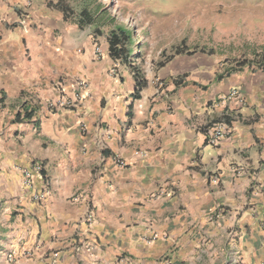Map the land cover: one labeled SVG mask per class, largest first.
<instances>
[{"label":"crops","instance_id":"obj_1","mask_svg":"<svg viewBox=\"0 0 264 264\" xmlns=\"http://www.w3.org/2000/svg\"><path fill=\"white\" fill-rule=\"evenodd\" d=\"M77 4L0 0V208L19 213L16 264L56 250V264H264V69L180 52L156 72L167 87L144 74L133 96L132 37L114 58L121 24ZM215 125L227 131L210 144ZM33 160L39 201L22 183Z\"/></svg>","mask_w":264,"mask_h":264},{"label":"rangeland","instance_id":"obj_2","mask_svg":"<svg viewBox=\"0 0 264 264\" xmlns=\"http://www.w3.org/2000/svg\"><path fill=\"white\" fill-rule=\"evenodd\" d=\"M74 5L100 10L97 23L107 30L121 24L130 32V61L141 76H153L156 87L169 78L159 67L178 52H205L222 66L258 69L264 55V0H72ZM103 27V28H104ZM214 55V57H213ZM226 64V65H225ZM243 64V65H240ZM242 66V67H240ZM19 213L0 208V264H16L7 241ZM16 246L19 242L15 241ZM60 251V250H59ZM45 257V256H44ZM6 262V263H5Z\"/></svg>","mask_w":264,"mask_h":264},{"label":"built area","instance_id":"obj_3","mask_svg":"<svg viewBox=\"0 0 264 264\" xmlns=\"http://www.w3.org/2000/svg\"><path fill=\"white\" fill-rule=\"evenodd\" d=\"M78 84L80 86H84L85 83L82 80H79ZM62 104L69 105L70 102L67 99H62L60 101ZM226 128L223 126H212L207 130V139L210 144H217L226 133ZM119 165L124 166V162H119ZM44 171V164L39 160H33L29 166L25 167L22 171V183L23 186L26 188L27 191L31 192V197L33 200H41L43 198L44 192L43 190H36L34 186V176L37 175L43 181L45 185V176L43 174ZM60 258V251H53L47 257L41 258L42 264H56L57 260ZM127 263H131V260H125ZM238 264H240L238 262Z\"/></svg>","mask_w":264,"mask_h":264},{"label":"trees","instance_id":"obj_4","mask_svg":"<svg viewBox=\"0 0 264 264\" xmlns=\"http://www.w3.org/2000/svg\"><path fill=\"white\" fill-rule=\"evenodd\" d=\"M118 35H112L110 39V54L114 58H120L126 61L128 58L127 50L121 45L118 47L120 43H122L125 39L130 40V32L123 28L122 26L118 28ZM180 53V52H178ZM243 65V64H240ZM258 65L261 69H264V55L260 56V60L258 62ZM242 67V66H240ZM231 70H238L237 67L231 68ZM134 81H135V89L133 92V96H136L138 92L144 87L145 81L142 79L140 72L137 70H134ZM30 113H26L25 116H23L26 119H29L31 116ZM18 120V116L16 118Z\"/></svg>","mask_w":264,"mask_h":264}]
</instances>
